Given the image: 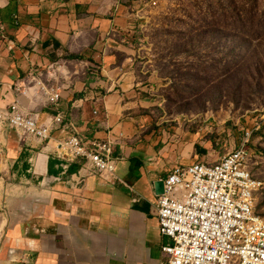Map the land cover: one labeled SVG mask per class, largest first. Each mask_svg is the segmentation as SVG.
<instances>
[{"label":"crops","instance_id":"1","mask_svg":"<svg viewBox=\"0 0 264 264\" xmlns=\"http://www.w3.org/2000/svg\"><path fill=\"white\" fill-rule=\"evenodd\" d=\"M123 2L0 0V111L18 101L26 111H35L41 123L61 114L75 123L80 135L110 140L115 154L124 158L116 168L120 181L111 183L87 171L81 159L61 156L64 150L56 142L73 136L70 128L55 126L45 141L29 137L20 142L14 132L0 133V173L16 183H0V264L165 260L161 246L166 240L160 235L155 202L157 182L174 167L145 134V117L134 116L145 102L132 99L134 73L125 66L126 59L120 63L114 54L113 43L121 46L115 37L125 18ZM53 53L84 55L99 68L90 87H60L57 106L48 103L44 92L57 87L60 75L53 69L59 60L53 61Z\"/></svg>","mask_w":264,"mask_h":264},{"label":"rangeland","instance_id":"2","mask_svg":"<svg viewBox=\"0 0 264 264\" xmlns=\"http://www.w3.org/2000/svg\"><path fill=\"white\" fill-rule=\"evenodd\" d=\"M123 4L125 18L115 37L121 46L113 43L114 54L134 73L132 99L145 102L134 116L145 117V134L167 154V164L216 162L246 143L252 173L264 184V0ZM54 59L59 87H88L99 69L84 55L53 53ZM2 156L0 151V167ZM12 182L0 173V183ZM256 210L264 217V188Z\"/></svg>","mask_w":264,"mask_h":264},{"label":"built area","instance_id":"3","mask_svg":"<svg viewBox=\"0 0 264 264\" xmlns=\"http://www.w3.org/2000/svg\"><path fill=\"white\" fill-rule=\"evenodd\" d=\"M59 89L44 91L49 104L57 106ZM60 125L74 131L56 142L65 149L61 156L81 159L87 171L106 181H120L116 168L124 158L115 154L110 140L80 135L75 123L61 114L41 123L36 112L26 111L18 101L0 111V133L14 132L20 142L29 137L49 140L51 130ZM252 160L244 143L216 162L176 166L161 180L163 192L155 207L166 240L162 264H264V217L256 210L264 184L253 175Z\"/></svg>","mask_w":264,"mask_h":264},{"label":"water","instance_id":"4","mask_svg":"<svg viewBox=\"0 0 264 264\" xmlns=\"http://www.w3.org/2000/svg\"><path fill=\"white\" fill-rule=\"evenodd\" d=\"M158 184V187H159V190H160V194L163 192V182L162 181H159L157 182Z\"/></svg>","mask_w":264,"mask_h":264},{"label":"trees","instance_id":"5","mask_svg":"<svg viewBox=\"0 0 264 264\" xmlns=\"http://www.w3.org/2000/svg\"><path fill=\"white\" fill-rule=\"evenodd\" d=\"M73 58H79L78 56H73ZM81 59V58H80Z\"/></svg>","mask_w":264,"mask_h":264},{"label":"bare ground","instance_id":"6","mask_svg":"<svg viewBox=\"0 0 264 264\" xmlns=\"http://www.w3.org/2000/svg\"><path fill=\"white\" fill-rule=\"evenodd\" d=\"M63 150L65 151V149L63 148Z\"/></svg>","mask_w":264,"mask_h":264}]
</instances>
